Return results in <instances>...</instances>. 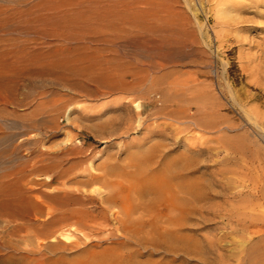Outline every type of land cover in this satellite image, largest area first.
Instances as JSON below:
<instances>
[{
    "label": "rangeland",
    "instance_id": "rangeland-1",
    "mask_svg": "<svg viewBox=\"0 0 264 264\" xmlns=\"http://www.w3.org/2000/svg\"><path fill=\"white\" fill-rule=\"evenodd\" d=\"M12 1L0 0V6ZM129 1L143 10V19L128 26L126 35L121 32L111 50L98 54L112 59L116 66L134 63L138 68L147 67L148 73L142 71L145 76H164L167 81L177 77L172 93L164 94L170 99L167 108L160 104L161 86H155L156 93L150 98L144 92H97L88 79L91 60H77V46L83 42L67 43L52 36L38 39L34 34L15 33L10 26L0 29V51L8 52L0 57V96L5 98L0 102V193L21 194L33 204L35 218L42 224L49 221L48 212L52 210L42 197L43 191L79 187L98 198L106 192L105 178L123 184L144 182L153 179L156 171L165 173L166 162H196L183 177L201 179L199 204L204 212L191 220L193 225L198 224L197 229L185 232L199 237L201 246H206L207 239L219 240L212 248L214 254L206 255L207 261L213 260L211 264L224 262L214 259L216 249L228 259L226 264H236L243 234L232 235L224 214L249 209L250 192L264 193V0ZM24 39L28 40L27 57H21L18 51ZM64 47L72 52H62ZM55 48L60 50L50 55ZM172 96L178 99L174 103ZM135 102L142 105L141 115L135 112ZM173 109H183L196 117L198 124L171 114ZM205 115L211 116L209 121ZM65 151L71 152L61 165L73 163V168L60 180L49 168V159ZM149 158H153L152 163ZM92 176L102 179L93 181ZM73 178L80 183L71 182ZM237 191L247 195V200H239ZM118 210L121 216L120 209L113 208ZM30 218L33 223L35 218ZM3 224L0 222V264H69L57 259L61 248L51 251L53 240L43 235L46 224L37 228L32 225L34 231L23 224L15 235L4 232ZM117 225L109 221L97 233L76 232L75 240L79 239V247L88 254L78 251L74 256L86 264L93 259L90 252L116 249L118 243L125 242L109 235ZM35 233L41 243L38 248L23 239L31 235L32 239ZM257 237L250 242L260 248L264 241ZM105 257L96 259L109 262ZM183 261L203 264L199 256L196 261Z\"/></svg>",
    "mask_w": 264,
    "mask_h": 264
},
{
    "label": "bare ground",
    "instance_id": "bare-ground-1",
    "mask_svg": "<svg viewBox=\"0 0 264 264\" xmlns=\"http://www.w3.org/2000/svg\"><path fill=\"white\" fill-rule=\"evenodd\" d=\"M133 2L129 0H14L10 5L0 6V29L10 26L12 27L11 30L15 33L25 36L34 34L38 36V39L40 37L47 38L52 36L56 38V40L60 39V41L67 43L70 41L83 42V44L78 43L80 45L77 46V50L83 51H78L77 60H91L92 65L87 67L88 69L91 68L88 79L97 87V92H144L148 98L150 94L156 93L157 89L155 86H161L159 88L162 92L160 104L163 108H167V103L170 99L164 96V94L174 90V86L177 85V77L172 80L168 79L169 81H167V78H164V76H145L142 74V71L144 70L148 73L145 70L147 67L145 69L141 67L138 68L134 63L116 66L113 65L114 62L112 59L105 58L98 54L100 51L111 50V47H113L115 42L123 35L121 32L126 35L125 31L127 28L129 30L128 26H132L136 22L139 23L138 21L143 19L145 13L143 14V10H138V6L135 7V3ZM132 36H130V38ZM27 41V39H24L21 47L18 49V51L21 52L20 54L23 55L19 54L21 57H27L25 55L29 54ZM98 43L105 44L106 46L102 48L98 47L96 46ZM58 50L60 49L55 48L49 52V54L55 56ZM38 51L41 52L40 49ZM61 51L65 52L67 55L72 52H70V48L67 47L61 48ZM61 51H59L60 54ZM6 52L4 50H2V52L0 51L1 59L6 57ZM3 53H5V55ZM67 55L64 54V56ZM26 59L24 58V60ZM89 65L88 63L87 66ZM6 66L4 65L5 68H7ZM170 93H172V91ZM173 96L171 99L172 102L178 100L177 97L174 98ZM3 98L4 96H0V102L5 101V98ZM138 102L134 103L137 116L141 115L142 110V105ZM205 102L206 101H204V103ZM182 110L173 109L171 110V114L176 113L177 115H181V118H185L188 123L194 125L198 124L196 117L184 111L182 112ZM201 112L204 111L201 110ZM203 117L206 118V121H209L211 118L209 115ZM178 140L179 139H177V141ZM70 152L71 151H65L49 159V168L53 171L55 170L60 180L61 178H65L73 168V163L68 167L61 165L64 159L68 160L66 155ZM188 156H190V154ZM152 160L153 158H149L147 161L152 163ZM154 162L156 163V161ZM166 163H164L166 166L165 173L158 174L157 171H152L154 172L153 179L149 178L144 182H126L123 184L105 178L103 181L106 183V192L98 198L88 193L85 194L79 187L75 190L65 188L56 192L43 191L41 193L42 197L47 202V207L49 206L52 210L48 212L49 221L44 220L45 222L42 224L35 218V216L37 217V212L32 209L33 204L19 196L21 194H18V196L13 195L14 192L12 193L11 190V194L8 191V193H0L2 196V200L0 201V222L4 223L1 225V228L5 227L6 229L4 232L15 235L21 231L23 224L31 230H33L32 225H36L35 228H37L38 225L46 224L43 229V235L53 240L49 245L51 251H56L57 248H61L59 250L61 252L57 259L69 264H85L82 259H80L81 257L78 258L74 256V253L78 251L87 253L85 249L79 247V239H77V241L75 240V235H77L75 233L79 232L82 235H87L86 231L97 233L101 231V229L103 230L102 225L104 223L108 224L109 221H115L118 225L114 230H110L109 235H111L114 240L124 238L125 242L118 243L119 246L113 249L116 250L115 252H113V250L100 253L90 252L91 255L88 256L93 259L86 264H184L183 260L187 259L190 262L192 260L196 261L198 256L203 260V264H211L213 260L210 262L207 261L208 256L206 257V255H208V252L214 254L215 251L213 252L212 248L217 245L219 240L207 239L205 242L206 246H201L199 237H196L193 233L189 234L185 232L186 230L194 231L197 229L196 226L198 224L196 225L195 223V225H193L194 223L193 221L191 223V220H193L196 214L201 215L203 210V205L199 204L201 193H203V188L201 189L199 187V185L202 184L200 183L201 179L196 177L197 179L191 178L192 180H190L183 177V172H189L188 170L192 168L196 162H175L176 164L171 165ZM192 170H194V168ZM91 178H93V181L102 179L101 176H92ZM70 181L77 184L80 183L79 179L73 178ZM49 183H52L51 180ZM63 183L66 185L64 181ZM262 194L264 193H258L255 190L252 193L250 192L248 196V198H250L247 201L251 206L249 209L242 211L236 209L230 213L225 212L224 214L228 222L230 221L229 228L232 235L238 232L243 234V241L238 251L239 255L235 261L237 262L236 264H264V247H262L264 245L261 246V244L264 243H261L259 248L257 245V247H253L252 245L254 244L250 242V239H256L254 238L255 235L260 237V241H264V209H261L262 206H264V195ZM235 196L241 201L247 200L244 198L247 197V195H242V192L237 191ZM114 207L120 209L121 216L118 215L119 210L113 211ZM220 212H222V210ZM220 214L218 217H220ZM30 217H32V219L33 217L35 218L33 223L30 222ZM30 237H27L28 239L23 237V239L36 246V248L41 247V243L37 240L39 237L36 233L33 235L32 239ZM100 255L107 256L105 260L109 262L97 260L96 256ZM156 255H160V257H154ZM223 255L218 253L216 249V257H214V259H221V261H224L222 264H226L225 262L228 259L225 260L226 257ZM57 256L58 255H56V257ZM181 258L182 260H180ZM54 261H56V259ZM85 262H87V260Z\"/></svg>",
    "mask_w": 264,
    "mask_h": 264
}]
</instances>
